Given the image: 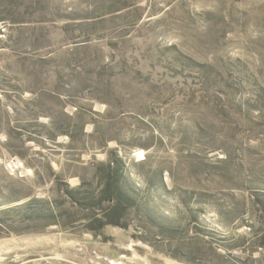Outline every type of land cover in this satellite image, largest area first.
<instances>
[{"label": "rangeland", "instance_id": "rangeland-1", "mask_svg": "<svg viewBox=\"0 0 264 264\" xmlns=\"http://www.w3.org/2000/svg\"><path fill=\"white\" fill-rule=\"evenodd\" d=\"M0 264H264V0H0Z\"/></svg>", "mask_w": 264, "mask_h": 264}, {"label": "trees", "instance_id": "trees-1", "mask_svg": "<svg viewBox=\"0 0 264 264\" xmlns=\"http://www.w3.org/2000/svg\"><path fill=\"white\" fill-rule=\"evenodd\" d=\"M122 170V169H121ZM119 171V169L115 170L113 173L110 171L107 172L106 177L108 179L107 182V188L105 190V195L102 200H106L111 204L109 207L105 208V212L103 216L101 215L100 217H95L92 216V222L94 223L93 225L97 227H105L106 225H116L119 226L121 225V220L124 219L125 215V210L126 207L132 204L131 198L129 195L125 193L124 190H122L117 183V177L115 176L117 173L121 174L122 171ZM112 174H114L112 176ZM73 198H76V196H80V193H69ZM101 200V201H102ZM98 205H101L98 203ZM91 207H95V205L92 204V202L88 205ZM104 210V209H102ZM6 213V212H5ZM8 213V212H7ZM67 216H70L69 213H65ZM63 213H40V214H35V218L30 220L34 221H46L49 224H56L57 220L59 218H62L63 220L70 219ZM65 217V218H63Z\"/></svg>", "mask_w": 264, "mask_h": 264}]
</instances>
